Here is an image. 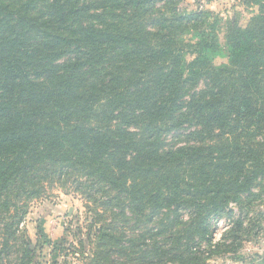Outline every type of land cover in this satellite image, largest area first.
Listing matches in <instances>:
<instances>
[{
	"label": "trees",
	"instance_id": "1",
	"mask_svg": "<svg viewBox=\"0 0 264 264\" xmlns=\"http://www.w3.org/2000/svg\"><path fill=\"white\" fill-rule=\"evenodd\" d=\"M183 1L0 0V264H44L55 187L86 215L52 264H207L264 227V0L220 65L222 18Z\"/></svg>",
	"mask_w": 264,
	"mask_h": 264
},
{
	"label": "rangeland",
	"instance_id": "2",
	"mask_svg": "<svg viewBox=\"0 0 264 264\" xmlns=\"http://www.w3.org/2000/svg\"><path fill=\"white\" fill-rule=\"evenodd\" d=\"M183 7L189 10L211 9L222 18L219 32L221 51L214 60L217 65L228 61L225 49V21L237 17L240 23L245 25L257 12V6L247 7L236 0H184ZM85 215V202L80 195L70 191L66 193L56 187L50 190L46 197L31 203L25 225L33 243L37 241L39 232L47 242L41 253L44 264L62 260L68 254L65 247L73 240L70 230L75 226L76 219H80L82 224ZM227 224L228 221L224 219L217 223L214 231L215 240L218 241L222 237ZM257 232L248 237L236 251L214 255L208 259L207 264H264V227ZM73 263L84 262L74 259Z\"/></svg>",
	"mask_w": 264,
	"mask_h": 264
}]
</instances>
